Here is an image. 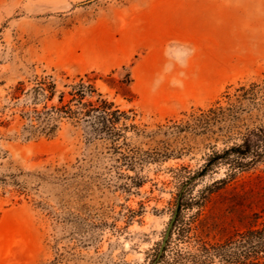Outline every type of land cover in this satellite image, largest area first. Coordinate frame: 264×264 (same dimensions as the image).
<instances>
[{
	"label": "rangeland",
	"instance_id": "1",
	"mask_svg": "<svg viewBox=\"0 0 264 264\" xmlns=\"http://www.w3.org/2000/svg\"><path fill=\"white\" fill-rule=\"evenodd\" d=\"M61 73L94 78L129 112L138 129L123 151L142 160L164 138L136 134L144 125L264 80V0H0V264H242L238 235L264 221V164L212 186L229 173L221 166L182 187L210 152L201 143L132 170L68 124L25 140L13 88ZM127 74L132 97L116 82Z\"/></svg>",
	"mask_w": 264,
	"mask_h": 264
},
{
	"label": "trees",
	"instance_id": "2",
	"mask_svg": "<svg viewBox=\"0 0 264 264\" xmlns=\"http://www.w3.org/2000/svg\"><path fill=\"white\" fill-rule=\"evenodd\" d=\"M93 79L88 75L71 78L61 73L59 80L52 74L36 76L31 86L23 81L18 82L11 96L16 101L15 107L21 120L26 122L22 129L24 139L40 136L53 138L58 135L63 124H68L73 135L81 131L85 142L100 141L108 153L117 155L116 160L132 170L139 163L181 159L188 155L191 148L179 147L178 144L186 146L190 141L201 143L210 152L203 155L202 165L193 174L189 172L182 176V187L221 166L227 167L229 173L212 186L223 185L237 174L264 164V80L241 84L233 94L236 98H224L225 104L218 99L208 108L185 113L184 118L170 119L157 125L155 130L146 131L147 125H144L136 134L142 133L149 141H154L159 135L164 138L155 140L156 151H145L141 160L123 151L127 146L126 133L136 131L138 126L127 123L131 119L129 112L105 98ZM107 79L110 86L111 82L116 81L110 75ZM116 82L122 95L133 96L128 88L131 82L129 74ZM22 96L24 98L20 102ZM226 96L230 94L226 93ZM219 142L225 146L217 150ZM56 172L59 174L60 169ZM135 185L139 187L142 182ZM260 225V228L248 229L238 235V247L242 250L238 257L242 264H264V221ZM200 251L208 257L211 254L202 242ZM200 264L208 263L201 261Z\"/></svg>",
	"mask_w": 264,
	"mask_h": 264
},
{
	"label": "water",
	"instance_id": "3",
	"mask_svg": "<svg viewBox=\"0 0 264 264\" xmlns=\"http://www.w3.org/2000/svg\"><path fill=\"white\" fill-rule=\"evenodd\" d=\"M176 217H177V211H176L175 214L173 215L172 220H171V222H170L169 225H168V228H167L166 233H165V236H164V240H163V242H162V244H161V246H160V249H159L158 258H159V257L162 255V253H163L164 247H165V245H166V241H167L168 238H169L170 231H171V229H172L173 223H174L175 220H176ZM154 264H156V261L154 262Z\"/></svg>",
	"mask_w": 264,
	"mask_h": 264
},
{
	"label": "bare ground",
	"instance_id": "4",
	"mask_svg": "<svg viewBox=\"0 0 264 264\" xmlns=\"http://www.w3.org/2000/svg\"><path fill=\"white\" fill-rule=\"evenodd\" d=\"M157 107H159V105Z\"/></svg>",
	"mask_w": 264,
	"mask_h": 264
}]
</instances>
